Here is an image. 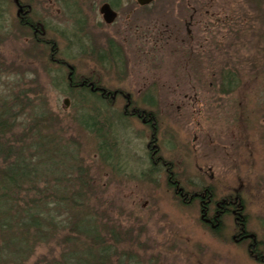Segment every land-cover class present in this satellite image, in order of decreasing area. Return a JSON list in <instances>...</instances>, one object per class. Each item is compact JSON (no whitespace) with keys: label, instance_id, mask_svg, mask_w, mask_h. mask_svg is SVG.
Returning <instances> with one entry per match:
<instances>
[{"label":"rangeland","instance_id":"rangeland-1","mask_svg":"<svg viewBox=\"0 0 264 264\" xmlns=\"http://www.w3.org/2000/svg\"><path fill=\"white\" fill-rule=\"evenodd\" d=\"M103 1L73 0V8L66 5L72 0L23 2L31 5L30 15L48 27L47 37L56 42L57 57H67L75 74L92 76L100 87L121 90L141 109L156 112L157 145L165 158L175 161L182 186L193 189L208 184L217 195L240 194L247 227L264 240V0L260 10L248 0H202L203 10L213 15L201 16L191 54L179 49L183 16L170 5L172 0H155L146 8L122 0L116 19L108 25L98 10ZM72 10L78 13L80 30L73 26ZM17 19L11 2L0 20V90L10 88V82L20 77L21 90L28 92L30 85L46 94L52 112L64 122L65 142L77 145L83 157L78 163L89 166L88 178L98 186L95 201L87 204L112 209L117 222L132 223L143 232L140 243L148 249L140 256V264H257L245 246L230 239L232 217H224L223 229L215 235L199 220L196 202L179 203L167 189L163 173L148 170V130L135 119L117 121L115 115L125 103L121 97L114 100L113 113L109 112L117 121L111 137L117 158L112 166L99 167L96 142L76 123L75 98L53 87L50 80L56 66L46 67L34 58L41 52L24 39L26 32ZM73 30L78 38L72 36ZM112 42L123 47L125 65L119 68L101 66L94 58ZM225 67L227 72H237L240 81L236 90L218 94L215 82ZM147 92L154 104L147 103ZM195 183L197 187L192 186ZM57 246L56 242L40 243L30 263L57 254Z\"/></svg>","mask_w":264,"mask_h":264},{"label":"trees","instance_id":"trees-1","mask_svg":"<svg viewBox=\"0 0 264 264\" xmlns=\"http://www.w3.org/2000/svg\"><path fill=\"white\" fill-rule=\"evenodd\" d=\"M19 1L24 3V0ZM248 1L260 10V0ZM11 2L0 0V20L4 7ZM68 4L73 8V0L66 2ZM70 13L73 26L80 30L81 24L78 26L75 19L77 11ZM23 18L18 24L26 32L24 39L30 40L41 52L34 58L46 67L56 66L53 78L50 75L53 87L75 98L76 123L96 142L94 153L99 167L112 166L111 162L117 158L114 157L116 141L111 140L113 127L117 125L114 122L126 118L119 111L115 115L117 121H113L111 94L107 92L105 96L106 91L97 90L98 81L94 77L79 76L69 69L73 65L66 61L67 57H57L56 42L47 37L48 27L44 22L27 13ZM33 30L37 31L35 36ZM76 30L72 31L74 37H77ZM105 49L107 51L101 50L94 57L96 62L101 66H116L119 62L117 45L114 47L112 42ZM63 69H68L67 73ZM228 70L225 67L216 79L218 94L236 90L239 84L237 72ZM13 80L10 88L0 90V264H31L29 258L34 247L43 242H56L60 249L57 254L42 256L37 264H140V256L148 249L146 244L140 243L143 232L132 223L117 222L112 209L108 211L87 204L95 201L98 186L88 178L89 166L78 163L83 161L80 149L73 142H65L67 135L61 116L52 112L44 92L30 85L28 92L23 91L19 86L21 78ZM146 97L148 104H154L150 92ZM127 103L125 109L132 111L130 118L139 121L149 132L145 144L148 170L166 173L160 162L164 157L156 138L158 115L153 110L141 109L131 100ZM140 111L149 114L139 116ZM143 118L147 119L141 121ZM156 156L160 159L154 165L151 160H156ZM236 204L241 208L235 214L240 221L247 216L240 194ZM221 217L214 220L216 229L211 231L215 235L223 229ZM58 231L63 233L61 237L56 235ZM256 242L251 245L252 252H246L252 253L248 255L251 258L256 256L260 260L257 249L264 247V240Z\"/></svg>","mask_w":264,"mask_h":264},{"label":"flooded vegetation","instance_id":"flooded-vegetation-1","mask_svg":"<svg viewBox=\"0 0 264 264\" xmlns=\"http://www.w3.org/2000/svg\"><path fill=\"white\" fill-rule=\"evenodd\" d=\"M121 1L122 0H104L101 4L108 5L110 9L116 13V17H117V14H118L117 4L121 3ZM130 1H132L133 2L132 4H134L135 6L139 8H146V7L151 6L152 2H154L155 0H151V2H149L148 4H143V5L137 3V0H130ZM165 1L169 2V0H165ZM171 2H172L171 4L170 3H167V4H170L171 6H176L177 12L179 13V15L183 16V19H182L183 21H181L183 22V30H180L179 32L182 38L178 41L180 44H182V46L179 47V49H181V51H183L184 53L191 54V51L195 50L194 49L195 46L193 45V43L195 42V38L198 37V34H200L199 28L201 27L200 24L202 22L200 19L201 16H204V15L211 16L213 15V13L212 14L209 13L208 9L203 10L205 1H202V0H172ZM13 5H15L16 9H18L16 11L17 13L16 16L18 18L17 20H19L20 23H22L23 20L25 19L23 17H25L26 13L30 15L32 12V8L30 4L20 2V3H17V6L16 4H13ZM202 10L205 12H203ZM185 11H190V13L185 16L183 14L185 13ZM38 21L41 22V20L39 19ZM203 22H204L203 27L208 26V23L205 20ZM112 23H109V24H112ZM33 33L35 36L37 31L34 32L33 30ZM161 40L163 41V43H165L166 37L164 36ZM113 43H114V47H116V45L118 47L119 57L117 58L119 62L117 63L116 67L119 68L120 66L125 65V59L122 55L124 51H123L122 46H119V44L115 42ZM182 48H185L187 50L182 49ZM107 92H109V95L111 94V96L112 94H115L114 97H121L125 99V103L123 105V110L121 111V113L124 115V118L130 119L131 116L129 114H131L132 111L126 110L125 108H126V105L128 104L127 102L128 101L130 102L132 97L130 95L129 96L126 95L125 93H123V91L118 90V89L115 90V92L114 90L113 92H110V90L106 89V92H105L106 94H104L105 96H107ZM146 112L148 111H140L139 116L146 117L145 114L147 115L149 114ZM146 119L143 118L141 119V121L143 120L145 121ZM155 159L156 160H151L152 164L154 165H156L157 160H159L160 158L159 156H156ZM160 162H162L165 166L164 170L166 173H163V176H164L163 178H164L167 189L169 191H172L173 195L178 197L181 203L190 204L192 202H196L198 205V209H199V220H201V223L205 227H207L209 231H211V229L212 230L216 229L214 227L215 225L214 220H216L219 216H222L221 217L222 221L223 219H225L224 217L230 216L232 217V222H233V227H232L233 232L230 235V239H232L234 243H236L237 245L245 246L244 248L246 249V251L252 252L251 245L253 246L256 245L257 244L256 241L257 240L260 241V239H257V237H255L256 235L252 233L247 227L248 225L247 216H244V218L242 217V220L240 221H238L235 216V214L238 212V209H241L236 204L238 193H236L235 195H229V194L217 195L215 188L208 184L200 185L198 188L197 183H195V184H192V186L196 185L195 187L197 188H193V189L186 188L182 186L180 183L179 175L175 169V165H176L175 161H171L164 157V158H161ZM167 163L169 164V166H167ZM170 166L172 169H169ZM243 209H245V207ZM251 234H253V237L250 236ZM257 251L260 253V257H259L260 260L256 259L255 258L256 256H252L251 259L252 260L254 259L253 261H255V263L257 264H264V247L258 248ZM251 254L252 253H249L250 256Z\"/></svg>","mask_w":264,"mask_h":264},{"label":"water","instance_id":"water-1","mask_svg":"<svg viewBox=\"0 0 264 264\" xmlns=\"http://www.w3.org/2000/svg\"><path fill=\"white\" fill-rule=\"evenodd\" d=\"M17 1V0H15ZM148 2H151V0H137V3L143 5V4H148ZM100 13L102 14L101 16H103V20L107 23H110L113 21V19L115 18L116 16V13L114 11H112L110 9V7L106 4H103L101 7H100ZM65 105L68 104V100L67 99H64L63 100ZM250 236H253L252 234Z\"/></svg>","mask_w":264,"mask_h":264}]
</instances>
